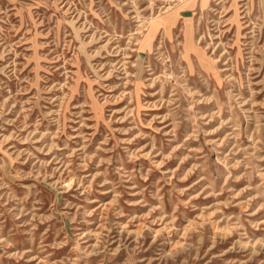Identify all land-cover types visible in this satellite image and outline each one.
<instances>
[{
	"label": "rangeland",
	"instance_id": "374dc122",
	"mask_svg": "<svg viewBox=\"0 0 264 264\" xmlns=\"http://www.w3.org/2000/svg\"><path fill=\"white\" fill-rule=\"evenodd\" d=\"M0 264H264V0H0Z\"/></svg>",
	"mask_w": 264,
	"mask_h": 264
},
{
	"label": "bare ground",
	"instance_id": "6f19581e",
	"mask_svg": "<svg viewBox=\"0 0 264 264\" xmlns=\"http://www.w3.org/2000/svg\"><path fill=\"white\" fill-rule=\"evenodd\" d=\"M187 4V3H186ZM158 25V22L157 23H154V24H151V27H150V30H153L157 27Z\"/></svg>",
	"mask_w": 264,
	"mask_h": 264
}]
</instances>
